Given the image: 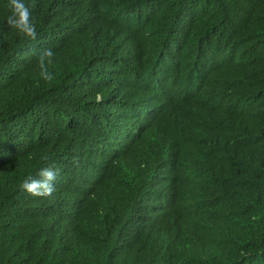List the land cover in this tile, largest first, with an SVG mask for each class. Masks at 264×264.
I'll return each mask as SVG.
<instances>
[{"label":"trees","instance_id":"trees-1","mask_svg":"<svg viewBox=\"0 0 264 264\" xmlns=\"http://www.w3.org/2000/svg\"><path fill=\"white\" fill-rule=\"evenodd\" d=\"M23 2L35 3V40L6 24L9 0H0V264H92L100 252L92 227L102 223L114 234L146 223L150 238L119 264H248L264 247V164L254 166L260 157L249 160L236 144L248 130L241 119L223 123L220 113L203 111L201 97L229 101L264 76V0ZM42 49L55 53L51 81L40 75ZM185 89L198 93V110L190 111ZM131 92L137 104L160 92L179 108L171 121L138 112L127 121L117 111ZM102 111L133 127L124 150L99 151V134L78 127ZM263 119L250 128L261 138L260 156ZM189 135L196 145L212 143L200 156L208 171L240 183L215 187V199L205 189L198 207L182 190L186 176L201 190L193 163L178 165L179 179L166 178L162 166L164 144ZM44 157L61 175L53 196L33 197L20 184L47 166ZM158 215L173 223L160 240ZM171 237L177 246L167 244Z\"/></svg>","mask_w":264,"mask_h":264},{"label":"clouds","instance_id":"clouds-1","mask_svg":"<svg viewBox=\"0 0 264 264\" xmlns=\"http://www.w3.org/2000/svg\"><path fill=\"white\" fill-rule=\"evenodd\" d=\"M8 7L11 14L7 17L6 24L16 29L17 32L26 39L35 40L38 35L36 24L32 19V11L35 8V3L29 6L25 4L23 0H9ZM54 55L55 53L51 49H42L37 55L40 75L47 81H51L54 78L48 71V66L53 63ZM140 89L143 88L140 86ZM185 90V96L187 98L192 97V107L190 111L193 112L195 109L198 110L193 106L196 102L193 97L198 93L190 89ZM127 96L130 102L125 103L124 113L120 112L121 110L117 111L120 113V116H123L122 119H126L127 121L131 119V113L137 112L146 118L162 117L164 120L171 121L172 116L170 113L178 107V105L170 102L169 99L160 92L144 104H137L132 96V92ZM201 98L206 100V106L203 111L210 114L220 113L223 123H227L230 119H241V126L247 127L248 130L242 134L239 142L236 144L240 146L243 154H245L249 160H255L260 157L254 162V166L258 167L260 164H264V156L256 155L263 147V145H261V138L256 131L250 129L253 127H260V125L257 124L256 117L262 116L264 118V76L258 79L256 85L247 83L245 87L229 101H225L220 96L216 97L215 95ZM96 99L100 101L102 97L98 95ZM180 109L186 110L185 107ZM120 124L121 122H118L115 117L109 115L106 111H102L84 115L78 127L82 128L86 135L92 131L99 134V142L102 143V147L99 151L116 153L125 149L133 132V127ZM143 140L146 144L145 135ZM210 146H212V143L202 145L194 144L192 135L180 139H170L164 144L165 151H163L164 158L162 166L167 164L169 171L165 173L166 178L179 179L175 177V172L178 165L183 161L192 162L194 168L203 176L202 187L198 193L196 191L197 184L190 186V176L181 178L184 182L182 184L183 189H181L183 192H186L184 197L185 201L196 207H198L200 203L198 196H200L205 189H209L212 197L215 199V187L234 188L240 184H231L222 175L215 172L212 173L206 169L200 156L208 152L207 148ZM43 160L47 166L38 169L35 175L25 177L20 184L21 190L33 197L53 196L56 191L54 182L61 175L59 168L55 167L54 164L47 163L49 160L48 157H44ZM73 163L78 166V159L73 158ZM218 175L221 176L220 181H218ZM78 177L82 179L81 174ZM99 213L101 214L103 212ZM155 221H162L163 226L158 234V240L163 239L166 236L167 230L173 224L170 216L158 215L153 218V222ZM92 229L97 240L98 248L100 249V252L93 258L92 264H119L116 258L124 259L127 252L132 249L135 244L142 242L145 237L150 238L149 233L147 235L143 234L146 229V223L140 227L127 226L115 234L105 223L101 225L94 224ZM131 235L136 236L135 241H130ZM57 244L58 248L62 247L59 242H57ZM167 244L170 247L178 245L175 237H171L167 241ZM116 249L123 250V252L116 254L108 253ZM183 250L184 249L180 250L179 257L182 255ZM61 253L62 252L58 249L57 254L59 255ZM62 263L66 264V259ZM248 264H264V247H261L259 251L253 253L252 259Z\"/></svg>","mask_w":264,"mask_h":264}]
</instances>
